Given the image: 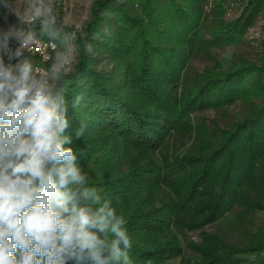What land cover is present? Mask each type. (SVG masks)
I'll return each instance as SVG.
<instances>
[{
	"label": "trees",
	"instance_id": "16d2710c",
	"mask_svg": "<svg viewBox=\"0 0 264 264\" xmlns=\"http://www.w3.org/2000/svg\"><path fill=\"white\" fill-rule=\"evenodd\" d=\"M225 1L206 23L207 0H99L77 65L57 83L65 147L125 219L132 264H264V39L257 63L227 66L212 52L242 42L264 0L229 24ZM195 55L213 65L189 74ZM237 104L225 128L197 117ZM196 232L200 241H186Z\"/></svg>",
	"mask_w": 264,
	"mask_h": 264
},
{
	"label": "clouds",
	"instance_id": "9594fccd",
	"mask_svg": "<svg viewBox=\"0 0 264 264\" xmlns=\"http://www.w3.org/2000/svg\"><path fill=\"white\" fill-rule=\"evenodd\" d=\"M2 5L19 25L0 29V264H132L125 219L87 186L65 147L70 120L57 83L70 70L75 34L58 26L52 0ZM45 43L54 55L42 69L24 54Z\"/></svg>",
	"mask_w": 264,
	"mask_h": 264
},
{
	"label": "rangeland",
	"instance_id": "374dc122",
	"mask_svg": "<svg viewBox=\"0 0 264 264\" xmlns=\"http://www.w3.org/2000/svg\"><path fill=\"white\" fill-rule=\"evenodd\" d=\"M99 0H68L67 10L59 9L57 6L54 8V14L57 18V24L59 27H62L64 31L74 33L75 40V53L72 59L70 70L64 74L71 72L74 67L77 65L79 60V50H78V39L79 35L85 34V29L93 17V9L95 3ZM217 1L222 0H207L204 6V18L206 23H211L214 20V6ZM14 3L15 0H12ZM248 3V0H226L224 2V7L226 8V14L222 18V21L226 24H229L238 18H240L245 4ZM10 25H19V21L16 16L10 14L7 9L2 5L0 1V29H7ZM209 38V34H207ZM264 39V6L261 13L257 16L253 25L248 29L245 37L242 42L228 46L225 48H214L213 54L217 57L218 60L222 61L227 66H230L233 62L234 57L243 58L250 62L257 63L261 56L262 48L260 46L261 42ZM15 42V41H13ZM12 42V43H13ZM5 62L7 59L5 57ZM107 69H112L113 65L109 62L103 64ZM213 63L210 59L204 57L203 55H195L191 60L188 68L189 74L201 73L205 67L212 66ZM243 106L237 104L236 106L224 109L220 111L216 110H206L202 113H198L197 117L206 118L209 121L217 122L222 128H225L227 125H230L235 120V114L239 115L243 111ZM256 224L261 226L264 225V214L258 216ZM208 232H213L214 229L208 228ZM200 233H188L186 235V241H200ZM189 254L191 251L189 250Z\"/></svg>",
	"mask_w": 264,
	"mask_h": 264
},
{
	"label": "built area",
	"instance_id": "2783aa9c",
	"mask_svg": "<svg viewBox=\"0 0 264 264\" xmlns=\"http://www.w3.org/2000/svg\"><path fill=\"white\" fill-rule=\"evenodd\" d=\"M52 3L54 8L56 6L57 8L63 10H67L68 8V0H52ZM12 47L13 48L17 47L16 42L12 43ZM24 55L25 57L30 55L33 61L35 62L36 66L43 69V68H47L50 65L51 63L50 57L54 55V49L49 47L47 43H45L44 45L37 44L34 49L30 50L29 53L25 52ZM12 62L15 63L16 61H12Z\"/></svg>",
	"mask_w": 264,
	"mask_h": 264
}]
</instances>
